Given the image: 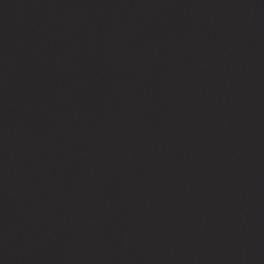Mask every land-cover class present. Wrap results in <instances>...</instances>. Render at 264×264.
<instances>
[{
	"label": "water",
	"instance_id": "1",
	"mask_svg": "<svg viewBox=\"0 0 264 264\" xmlns=\"http://www.w3.org/2000/svg\"><path fill=\"white\" fill-rule=\"evenodd\" d=\"M0 264H264V0H0Z\"/></svg>",
	"mask_w": 264,
	"mask_h": 264
}]
</instances>
